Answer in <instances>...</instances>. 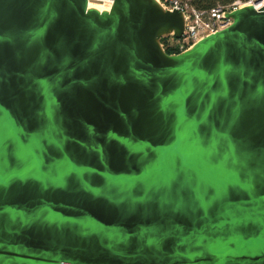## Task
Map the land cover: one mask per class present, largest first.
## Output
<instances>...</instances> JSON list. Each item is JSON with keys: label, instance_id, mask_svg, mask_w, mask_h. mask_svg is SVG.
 <instances>
[{"label": "water", "instance_id": "obj_1", "mask_svg": "<svg viewBox=\"0 0 264 264\" xmlns=\"http://www.w3.org/2000/svg\"><path fill=\"white\" fill-rule=\"evenodd\" d=\"M113 1L0 0V264H264V10Z\"/></svg>", "mask_w": 264, "mask_h": 264}, {"label": "built area", "instance_id": "obj_2", "mask_svg": "<svg viewBox=\"0 0 264 264\" xmlns=\"http://www.w3.org/2000/svg\"><path fill=\"white\" fill-rule=\"evenodd\" d=\"M88 1L104 4L103 0ZM158 2L165 11L181 12L185 18V29L181 38L171 34L161 40V47L166 52L167 50L187 52L202 40L225 31L234 23L228 15L239 10L246 7H252L257 12L264 10V0H232L227 4H217L214 8L204 11L194 8L189 1L158 0Z\"/></svg>", "mask_w": 264, "mask_h": 264}, {"label": "trees", "instance_id": "obj_3", "mask_svg": "<svg viewBox=\"0 0 264 264\" xmlns=\"http://www.w3.org/2000/svg\"><path fill=\"white\" fill-rule=\"evenodd\" d=\"M189 1L194 8L204 11L214 8L217 4H227L232 0H182ZM168 54H174L173 50H167Z\"/></svg>", "mask_w": 264, "mask_h": 264}, {"label": "bare ground", "instance_id": "obj_4", "mask_svg": "<svg viewBox=\"0 0 264 264\" xmlns=\"http://www.w3.org/2000/svg\"><path fill=\"white\" fill-rule=\"evenodd\" d=\"M156 4H158L161 8V4L158 2V0H154ZM104 4L103 6L97 4L96 2H89V9L90 10H96L99 13H104V12H110L114 2L113 1H109V0H103ZM247 8V7H246ZM163 9V8H162Z\"/></svg>", "mask_w": 264, "mask_h": 264}, {"label": "rangeland", "instance_id": "obj_5", "mask_svg": "<svg viewBox=\"0 0 264 264\" xmlns=\"http://www.w3.org/2000/svg\"><path fill=\"white\" fill-rule=\"evenodd\" d=\"M97 4L103 6V3H97ZM167 53H168V52H167ZM183 53H185V52H183ZM180 54H182V53H180V52H175V51H174V54H170V55H180Z\"/></svg>", "mask_w": 264, "mask_h": 264}]
</instances>
